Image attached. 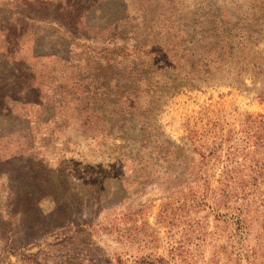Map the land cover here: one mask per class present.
Listing matches in <instances>:
<instances>
[{
  "label": "rangeland",
  "instance_id": "1",
  "mask_svg": "<svg viewBox=\"0 0 264 264\" xmlns=\"http://www.w3.org/2000/svg\"><path fill=\"white\" fill-rule=\"evenodd\" d=\"M247 59L264 0H0V264H264Z\"/></svg>",
  "mask_w": 264,
  "mask_h": 264
},
{
  "label": "trees",
  "instance_id": "2",
  "mask_svg": "<svg viewBox=\"0 0 264 264\" xmlns=\"http://www.w3.org/2000/svg\"><path fill=\"white\" fill-rule=\"evenodd\" d=\"M220 48L221 49H219L218 51H217V48H216L215 52H217L219 54V56L221 57V59L223 61H225V59H226L225 56H227L228 53L225 54L224 53V51H225L224 48H222V47H220ZM229 49H233V47L230 46ZM231 52L228 54V58H234V54L231 53ZM246 62H247V70H250L252 73H254L256 78H262V81H264V63H258L257 61H248V59L246 60ZM257 174L261 175V169L257 170ZM248 187H249V185H245V189L244 190H246ZM243 193H246V191H244ZM216 197L213 198V204L219 210L220 205H222V204L226 205V203H227L226 197H228V196H226L225 194H222L219 197V199L216 198ZM209 207H211V205H209ZM214 210H215V207H214ZM236 218H237V223L238 224L241 223V222L243 223V219L239 215Z\"/></svg>",
  "mask_w": 264,
  "mask_h": 264
}]
</instances>
